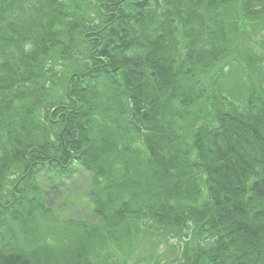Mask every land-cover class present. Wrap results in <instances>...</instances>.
Listing matches in <instances>:
<instances>
[{
	"label": "trees",
	"instance_id": "1",
	"mask_svg": "<svg viewBox=\"0 0 264 264\" xmlns=\"http://www.w3.org/2000/svg\"><path fill=\"white\" fill-rule=\"evenodd\" d=\"M173 240L264 264V0H0V264Z\"/></svg>",
	"mask_w": 264,
	"mask_h": 264
},
{
	"label": "rangeland",
	"instance_id": "2",
	"mask_svg": "<svg viewBox=\"0 0 264 264\" xmlns=\"http://www.w3.org/2000/svg\"><path fill=\"white\" fill-rule=\"evenodd\" d=\"M262 35H258V36H254L256 42H259L261 39ZM248 39V38H245ZM247 42V41H246ZM244 43H240L239 47L241 49L242 45ZM246 47V45H245ZM233 63L236 65L237 62L233 61ZM229 80H233V78H230ZM236 80L231 81V88H236ZM232 84L234 85V87L232 86ZM238 89V88H237ZM91 177H92V173L91 172H87L85 174H78L77 176H75L72 180L66 181L67 187L69 186H73L76 188V190L78 191V193L85 191L91 182ZM83 206V204H80V206L78 207L79 209H81V207ZM178 248V244L177 242H171L165 246H163L160 249V253H158V257L157 260L155 261L154 258L156 256V254L154 253L153 255V260H154V264H184L180 261H178V259H174V256L176 254ZM137 258H135L136 261ZM152 264L151 262H145L144 264ZM126 264V262H125Z\"/></svg>",
	"mask_w": 264,
	"mask_h": 264
},
{
	"label": "bare ground",
	"instance_id": "3",
	"mask_svg": "<svg viewBox=\"0 0 264 264\" xmlns=\"http://www.w3.org/2000/svg\"><path fill=\"white\" fill-rule=\"evenodd\" d=\"M86 191V190H85ZM63 194H64V192H63Z\"/></svg>",
	"mask_w": 264,
	"mask_h": 264
}]
</instances>
